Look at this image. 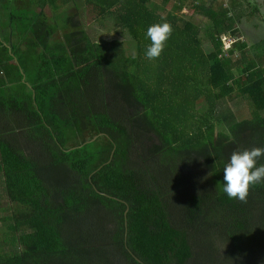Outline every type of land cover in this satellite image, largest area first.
Returning <instances> with one entry per match:
<instances>
[{"label": "trees", "instance_id": "trees-1", "mask_svg": "<svg viewBox=\"0 0 264 264\" xmlns=\"http://www.w3.org/2000/svg\"><path fill=\"white\" fill-rule=\"evenodd\" d=\"M173 2L183 9L0 0V175L15 231L0 264H264V183L247 203L223 192L231 153L264 147V67L236 36L224 50L236 15L198 1L193 14L211 22L202 30ZM89 21H110L134 52L94 40ZM164 22L173 34L148 60L147 29ZM232 95L252 106L249 118L236 120ZM215 123L231 140L217 141L220 163ZM105 251L115 259L97 261Z\"/></svg>", "mask_w": 264, "mask_h": 264}, {"label": "rangeland", "instance_id": "rangeland-1", "mask_svg": "<svg viewBox=\"0 0 264 264\" xmlns=\"http://www.w3.org/2000/svg\"><path fill=\"white\" fill-rule=\"evenodd\" d=\"M206 5L208 7H206L208 10L211 9V7L213 9H217L218 8V4H216L214 2V5H210L208 3L207 0H205ZM232 0H229V2H231ZM235 1V0H234ZM254 1H258V0H247V3L250 2L252 3V7L251 10L254 13V10L256 9L255 4L253 3ZM75 2L81 7L82 6V0H75ZM183 9H176L178 3L177 2H173V5L175 7L174 10V14L175 16H179L182 19L185 20H189L191 21L194 25H197L200 29L205 30V28H208L211 26V22L208 18L204 17V15L200 14H193L194 13V8L193 5H196V3L194 4L193 0H183ZM227 4V1H226ZM211 6V7H210ZM223 9V8H222ZM170 11V9H168ZM263 11L261 12V16L264 17V8L262 9ZM257 16V15H256ZM256 16L254 15H249L246 16L244 18V20H240L243 22L238 21L236 22H230L233 25L238 26V28L240 27V29L244 30V34L248 33V38H246L247 41L250 40L251 43H257V41L260 40V48L258 45L253 46V50L252 52L254 54H252L251 52V56L252 58L257 61V57L260 58V61L262 62V66L264 67V55L261 56L260 53V49L262 48V45H264V20H261L258 18H256ZM232 21H234V19H232ZM87 25H89V28L92 32V37L94 38V40H103V41H118L121 42L123 44V48L125 49V51L128 54H132L134 52L135 49V45L132 41H130V38L125 35L123 36L121 33L118 32V29L116 26H114L110 21H105V23L103 24V26H100L97 24V22H91L89 21L87 23ZM237 32L239 31H235L234 36L230 35L228 33H224L222 36L221 35V39L226 43L227 40L229 39H233L236 35H239ZM247 36V35H246ZM201 43H202V48L204 52H207L208 49H210L211 43H205L207 42L206 39H201ZM250 43V44H251ZM263 69V68H262ZM226 105V104H225ZM228 109L230 111H232L235 115L236 120H241V119H245V118H249L251 112H252V106L248 103V101H246L245 99H242L240 96L238 95H232V98H229L227 100V105ZM207 105H203L201 111L202 113L207 112ZM209 139H211V147L214 150V157H216V159H222L221 157L222 155V150L220 149V151L218 150V142L219 139L223 140V144L226 146H229L231 144V140L230 137L228 136V133L226 132V128L222 123H215L214 127L211 130V134L208 135ZM218 141V142H217ZM218 150V151H217ZM224 157V156H223ZM219 161V160H218ZM227 162V160H226ZM220 163V161H219ZM10 201L6 198L5 196V190L2 184V178L0 175V218H3L4 221L0 220V243L2 244V246L0 247L1 253H7L10 252L12 250L15 249L14 247V233L15 231L11 230L10 226V221L7 220L9 218V213H10ZM206 250L203 249L202 252H205ZM99 255H97L95 257V259L100 260V259H110L113 260L115 259L116 255L112 254H108L106 251L104 253H99L97 252ZM210 257H214V259H216L214 261V264H224L227 263V261L225 260L224 257H222L221 259L219 258V255L217 256V258H215V256L211 255ZM253 257H250L246 264H258L256 262L253 261L252 259Z\"/></svg>", "mask_w": 264, "mask_h": 264}, {"label": "clouds", "instance_id": "clouds-1", "mask_svg": "<svg viewBox=\"0 0 264 264\" xmlns=\"http://www.w3.org/2000/svg\"><path fill=\"white\" fill-rule=\"evenodd\" d=\"M170 23H155L148 27L146 36L151 41L146 49L148 60L159 59L173 34ZM222 40V39H221ZM233 39L223 42L224 50H229ZM264 157V147L234 150L223 169V192L230 200L247 203L251 188L264 183V164L259 161Z\"/></svg>", "mask_w": 264, "mask_h": 264}, {"label": "crops", "instance_id": "crops-1", "mask_svg": "<svg viewBox=\"0 0 264 264\" xmlns=\"http://www.w3.org/2000/svg\"><path fill=\"white\" fill-rule=\"evenodd\" d=\"M194 1V4L198 3L199 2H202L204 3L205 7H208L206 5V1L205 0H193ZM208 3L212 6L214 5V2L216 4H218V8L217 9H213L211 6V9H209V11L211 12H217V13H223L224 12V15L226 17V20L228 19L229 16L233 15L234 16L236 15L237 18L234 19V21L237 23L238 21L240 20H244V18L246 16H249L250 14L251 15H254L256 16V18L259 17V19H263L264 20V17L261 16V12L263 11L262 9L264 8V0H258V1H254L253 3L255 4L256 6V9L254 10V13L253 11L251 10L250 7H252V3L248 2L247 3V0H232L231 2H229V0H207ZM226 1H227V4H226ZM223 8V9H222ZM225 11H228L227 13H225ZM238 17H240L238 19ZM240 22H243V21H240ZM262 22V20H261ZM264 25V23H263ZM207 29V28H205ZM236 31H239L237 32L239 35H236L237 38H240V41L241 42H244L248 47H253V46H260V40L257 41V43H251L250 40L247 41L246 38L249 39L248 37V33H245L244 34V30L240 29V27L238 28V26H236ZM247 35V36H246ZM222 36H224L222 34ZM251 43V44H250ZM260 48V47H259ZM261 50V49H260ZM262 52V50L260 51V53Z\"/></svg>", "mask_w": 264, "mask_h": 264}, {"label": "water", "instance_id": "water-1", "mask_svg": "<svg viewBox=\"0 0 264 264\" xmlns=\"http://www.w3.org/2000/svg\"><path fill=\"white\" fill-rule=\"evenodd\" d=\"M13 60L15 61V58ZM95 139H96V137H94L92 140H95ZM125 214H126V211H125Z\"/></svg>", "mask_w": 264, "mask_h": 264}]
</instances>
